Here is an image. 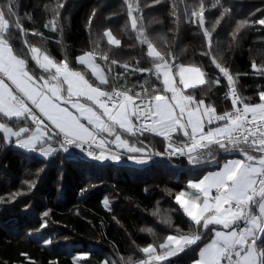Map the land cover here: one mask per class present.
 <instances>
[{
    "label": "snow or ice",
    "instance_id": "snow-or-ice-1",
    "mask_svg": "<svg viewBox=\"0 0 264 264\" xmlns=\"http://www.w3.org/2000/svg\"><path fill=\"white\" fill-rule=\"evenodd\" d=\"M163 2L145 0V6ZM180 2L185 4L186 22L203 32L207 50L201 51V55L209 57L227 80L225 98L231 101V110L220 114L214 105L197 99L194 90L209 85L211 91V85H219L220 79L209 82L208 74L200 66L177 63L172 50L158 46L157 40L165 37L152 38L147 32L139 0H123V5L127 7V19L136 40L146 46L152 67L131 68L133 73H146L148 77L138 84L140 90L134 92L137 85L129 86L125 79L130 65L110 60L107 52L99 51V41L92 51L76 58V63L86 71L75 70L67 57L57 61L45 49L30 44L25 38L29 32L32 36L43 34L23 28L17 20L14 27L19 30L20 38H24L27 49L24 56L19 55L11 40V18L17 16L15 0H7V9L0 7V148L11 146L9 141L14 138L17 148L45 160L78 149L98 162L119 163L127 158L145 165L153 157H164L184 158L194 167L215 163L217 170L187 183V189L192 191L175 195V203L191 222L188 234H169L158 246L154 243L139 246L142 255L136 259L121 255L118 261L105 258L102 264H163L198 245L207 232H211V238L199 248L193 264H264V89L258 92L259 102H245L250 98L238 93L237 77L249 73L234 75L222 62L223 57L214 54L213 32L229 13V7L215 0L212 7L220 5L223 10L209 30L203 0L198 4L195 0ZM64 7V0H57L45 29L62 31L59 19ZM96 14L93 9L88 18L89 27ZM170 14L179 23L175 2ZM250 23L264 27V18L254 22L238 20L229 33V48L238 45L242 30ZM103 37L108 45L121 46V40L110 29L103 31ZM29 58L39 72L30 67ZM98 58L107 62V70L97 63ZM115 65L125 69V73H115L112 67ZM250 68L252 74L264 77V63L253 60ZM153 76L159 85L150 83ZM121 79H125L123 84L118 83ZM146 133L162 138L163 151H156L140 139ZM220 152H238L242 158H227L221 164ZM41 172L43 168L37 176ZM37 182L36 179L25 181L27 192L34 190ZM23 194L26 193L18 191L8 194V199L0 197V204L12 203ZM104 206L110 210L107 199ZM42 215L46 218L49 212ZM47 227L45 219L40 228ZM141 231L153 233L150 227ZM176 231L181 233L178 228ZM43 243L50 245L52 241ZM88 258L89 254H76L71 261L79 264ZM49 264L58 261L53 259Z\"/></svg>",
    "mask_w": 264,
    "mask_h": 264
},
{
    "label": "trees",
    "instance_id": "trees-1",
    "mask_svg": "<svg viewBox=\"0 0 264 264\" xmlns=\"http://www.w3.org/2000/svg\"><path fill=\"white\" fill-rule=\"evenodd\" d=\"M173 2L177 5L179 23L174 22L170 14ZM195 2L198 4L199 0ZM203 2L206 27L211 30L223 9L220 5L212 7L215 0ZM56 3L57 0H15L17 16L11 18V40L17 53L24 56L27 52L24 38H20L19 30L14 27L17 20L23 28L43 34L32 36L29 32L25 38L30 44L45 49L57 61L67 57L75 70L86 71L76 63V58L92 51L99 41V51L107 52L110 60L130 65L125 79L129 86L137 85L133 92L140 90L138 84L148 78L147 74L133 73L131 68H151L152 63L146 56V46L139 45L136 33L131 30L123 0H64L65 7L60 10L59 19L62 31L52 32L45 29L44 24L52 18L51 8ZM139 3L150 36L165 37V40H157L158 46L172 50L178 58L177 63L200 66L208 74L209 82L220 79L219 85H211V91L209 85L194 90L197 99L214 105L218 113L231 110V101L225 98L227 80L211 64L209 57L201 55V51L207 50V44L202 30L186 22L185 4L180 0H165L152 7L145 6V0ZM221 4L229 7V13L219 26H215L214 54L217 58L223 57L222 62L234 75L249 73L237 77V90L242 97L250 98L245 102L257 103L258 92L264 89V77L252 74L250 65L253 60L264 63V27L250 23L242 30L238 45L232 48H229V33L238 20L254 22L264 18V0H221ZM0 7L6 10L7 0H0ZM93 9L97 14L89 27L88 18ZM106 29L121 40L119 48L107 44L103 37ZM29 63L39 72L30 58ZM97 63L106 68L107 62L98 58ZM112 67L115 73H125L118 65ZM87 75L91 78L90 73ZM125 79L118 83L123 84ZM150 83L159 85L154 76ZM140 139L156 151L164 149L160 137L145 135ZM9 143L11 146L0 148V197L8 199V194L18 191L26 194L12 203L0 204V264H49L53 259L58 264H72L71 257L76 254H89V258L79 264H102L105 258L118 261L121 255L136 259L142 255L139 246L149 243L158 246L169 234H188L191 222L175 203V195L190 180L185 171L197 170L193 177L200 179L205 172L218 168L215 163H204L197 168L189 165L186 159L164 157L152 159L146 167L135 168L110 161H93L78 149L60 152L45 160ZM232 156L233 153L220 152L218 159L222 164ZM41 168L43 172L37 176ZM32 179L38 181L37 186L27 192L24 182ZM105 199L109 201L110 210L104 206ZM44 211L49 212L46 218L42 215ZM153 212L158 214L153 215ZM45 219L48 227L41 229ZM165 220L168 223L163 222ZM149 227L153 229L152 234L141 231ZM177 228L181 233H177ZM210 238L211 232L205 233L198 245L170 257L163 264H193L199 248ZM45 240L52 243L45 245Z\"/></svg>",
    "mask_w": 264,
    "mask_h": 264
},
{
    "label": "rangeland",
    "instance_id": "rangeland-1",
    "mask_svg": "<svg viewBox=\"0 0 264 264\" xmlns=\"http://www.w3.org/2000/svg\"><path fill=\"white\" fill-rule=\"evenodd\" d=\"M178 79V78H177ZM237 156L235 155V156H232V157H230V158H236ZM156 159H161L160 157H157ZM107 162V161H106ZM130 161L129 160H126L125 158L124 159H122V161L121 162H119V163H117V162H113V164H115V165H123V166H132V164L131 163H129ZM198 168V167H197ZM209 171H211V170H209ZM209 171H207V172H209ZM207 172H205V173H207ZM195 173H198L197 172V170H193V169H188V170H186L185 171V174L188 176V177H190L189 179V181L188 182H190V181H198L199 179H196V178H194L193 176L195 175ZM202 177V176H201ZM181 191H192V190H190V189H187V186L185 187V188H183Z\"/></svg>",
    "mask_w": 264,
    "mask_h": 264
},
{
    "label": "crops",
    "instance_id": "crops-1",
    "mask_svg": "<svg viewBox=\"0 0 264 264\" xmlns=\"http://www.w3.org/2000/svg\"><path fill=\"white\" fill-rule=\"evenodd\" d=\"M182 138V137H181ZM9 142H12L13 143V146L15 147V148H17L15 145H14V138H12ZM17 149H19V148H17ZM19 150H22V149H19ZM22 151H24V152H26L25 150H22ZM79 151V150H78ZM28 153V152H27ZM233 154H234V156L236 155L237 157L236 158H242V157H240V155H239V153L238 152H233ZM38 157H40L38 154H36ZM40 158H42V157H40ZM44 159V158H43ZM126 160H127V158H125ZM129 163H131L132 164V167H135V168H142V167H146V166H148V165H150V163H151V161L148 163V164H145V165H137V164H135V163H133V162H129ZM215 170H217V169H215ZM215 170H213V171H215ZM206 173H204L203 175H205ZM203 175H202V177H203ZM201 177V178H202ZM200 178V179H201ZM210 240V239H209ZM209 240L206 242V243H208L209 242ZM203 247V246H202Z\"/></svg>",
    "mask_w": 264,
    "mask_h": 264
},
{
    "label": "built area",
    "instance_id": "built-area-1",
    "mask_svg": "<svg viewBox=\"0 0 264 264\" xmlns=\"http://www.w3.org/2000/svg\"><path fill=\"white\" fill-rule=\"evenodd\" d=\"M220 114H222V113H220ZM145 135H150V134H147V133H146ZM150 136H152V135H150ZM153 137H155V136H153ZM179 159H184V158H179Z\"/></svg>",
    "mask_w": 264,
    "mask_h": 264
}]
</instances>
